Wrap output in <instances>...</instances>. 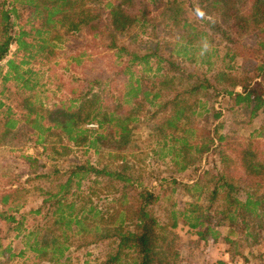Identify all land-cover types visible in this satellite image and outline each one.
<instances>
[{
	"label": "trees",
	"instance_id": "obj_1",
	"mask_svg": "<svg viewBox=\"0 0 264 264\" xmlns=\"http://www.w3.org/2000/svg\"><path fill=\"white\" fill-rule=\"evenodd\" d=\"M151 26H162L165 37L155 34V41L144 47L141 38ZM81 31L113 51L114 75L78 78L85 86L52 104L33 99L38 83L29 85L26 76L35 73L23 65L38 56L51 60L69 34ZM127 37L131 41H124ZM13 45L23 59L8 60L2 79L22 86L15 92L3 89L0 95L17 96L19 112L11 106L0 111V145L26 129L38 144L53 135L76 147L122 157L148 112L156 119L151 127L156 144L167 148L165 156L176 172L199 173L206 157L215 160L192 182L160 178L156 186L127 173L124 157L115 168L76 164L62 173L64 180L57 178L51 189L43 190V205L30 211L46 220L24 235L35 254L32 264L67 262L76 243L77 248L107 245L98 264H180L178 227H187L204 242H224L231 260L264 264V0H0V62ZM209 47L217 59L234 63L229 71L208 77L190 67L197 61L196 51L207 53ZM220 48L226 51L222 57ZM212 55L201 63H216H211ZM80 56L73 57L78 64ZM29 91L35 95L26 96ZM213 91L228 99V111L248 118L246 125L253 130L247 137L220 132L225 114L210 106ZM5 106L0 97V109ZM199 116L203 119L195 120ZM152 154L158 151L154 148ZM85 181L108 189L107 210L84 194ZM15 192L4 193L2 203ZM176 192L187 198L171 201ZM163 200L170 205L161 209ZM13 209H0V220L15 224L20 236L26 219L10 215ZM7 252L6 260H12L11 246L0 254Z\"/></svg>",
	"mask_w": 264,
	"mask_h": 264
},
{
	"label": "rangeland",
	"instance_id": "obj_2",
	"mask_svg": "<svg viewBox=\"0 0 264 264\" xmlns=\"http://www.w3.org/2000/svg\"><path fill=\"white\" fill-rule=\"evenodd\" d=\"M159 12L157 11V13ZM26 15H24L22 23L26 22ZM159 28H161V31H159ZM162 29V26L149 27L147 34L141 38L143 46L147 47L150 41H155L152 38L155 34L160 38L165 37L166 30ZM126 40L131 41L129 37L124 39V41ZM15 49L16 46L13 45L8 56L0 62V91L11 89L15 92L17 87L22 86L21 83H17L13 79L6 83L2 79V76L9 71L8 60L13 59L19 63L23 59V53L16 55ZM57 49H59L57 55L51 60H47L46 55L38 56L31 61V64L23 65V70L32 69L35 73L26 76V79H29V85L38 83L37 96H34V91L27 92L26 96L33 95V99L38 98L47 104H52L71 95L72 89L85 86L82 81H77L78 78L91 79L96 75L102 77L114 75L116 67L112 57L113 51L107 50L105 43L98 39H92L90 35L83 31L69 34L67 41L61 48ZM207 49L209 50L207 53L201 50L196 51L194 55L197 61L190 67L206 74L208 77L215 75L219 70L229 71L234 63L229 58H225V60L217 59L214 54L212 55L213 50L210 47ZM225 52L224 49L220 48L219 55L222 57ZM77 54L82 55L79 57L82 61L80 64L74 61L73 58ZM206 54L207 56L212 55L211 63L214 61L216 63L210 66L202 64L201 61L207 58V56L205 57ZM192 55L190 52L185 57L190 58ZM237 62V65H239L240 60H237ZM233 71H238V68ZM6 95H0L2 101L6 103V106L0 111L4 112L8 106H11L14 111L19 112L17 107L20 104V99L17 96L13 100L6 99ZM15 98L18 100H15ZM209 104L216 109H223L226 121L224 127L220 130L221 133L247 137L252 132L253 127L246 125L248 119L246 116L244 117L237 111L227 110L229 101L224 96L216 97L215 91L211 92ZM197 109L201 110L202 108L198 107ZM144 113L145 111H142V115ZM2 115H0L1 122H3ZM142 117L144 118L134 130L132 148L121 153L128 163L125 167L127 173L133 174L136 179H141L145 184L156 186L160 178L176 177L182 182H192L203 169L213 167L215 160L214 156L210 155L202 161L199 173L197 171L196 173L192 172V170L176 172L169 156H165L168 153L167 148L160 149L161 146L159 147L156 144L157 136L151 129L156 119L148 112ZM201 119H203V116H199L195 120L199 121ZM258 123L259 121H255L256 125ZM216 124L213 123L210 126L214 128ZM0 131H3L1 123ZM9 141L4 145H0V209L15 208L9 214L14 215L17 220L24 216L26 221L25 226L21 229V235L17 236L18 231L13 230L15 224L0 220V245H2L0 251L11 246L12 252L15 254L12 260L9 261L6 260L8 252L0 254V264H32L35 254L29 249L24 235L28 234L29 230L35 229L36 225L41 226L46 221L42 215L38 216L30 212L32 209H38L43 205V199L45 198L42 194L43 190L51 189L57 178L64 180L66 176H61L62 173L68 172L78 163L88 162L97 167L108 164L111 168H115V166L122 163L123 158L113 152H110V154L109 150L95 153L93 150H87L84 147H76L72 143H67L66 140L60 141L58 137L53 135L47 138L45 144H38L36 143V136L27 133L26 129H21L15 133ZM65 146H68L71 151L66 150ZM154 148L158 151L157 155L152 154ZM56 171H58L57 174ZM89 186H92V188L89 189ZM82 189L85 195L90 193L92 200L99 204L101 208L104 210L109 208L111 194H107L108 189L104 188L103 184L92 185L90 181H85ZM12 190H17V192L13 193L8 203L4 205L2 203L3 194L9 191L13 192ZM171 198L173 202L180 200L179 203H182L187 196H182L179 192H176ZM161 204V209H163L169 206L170 202L163 200ZM18 207L19 210H16ZM161 209L157 210L160 215ZM176 233L178 235L177 246L181 252L180 264H215L218 261H223L226 264H255L256 262V260L251 259V261L245 263L240 257L231 260L227 252L228 245L224 242L201 241L196 235L189 232L187 227H178ZM29 242L32 243V240ZM76 245L77 243L69 252L70 260L66 262L63 258L57 264H85L86 262L98 264L105 258L108 250L107 245L104 244L86 245L81 248H77ZM259 248L262 249L260 246L255 249L258 250ZM255 249L248 251H254ZM20 251H25L23 256H19ZM41 264L50 263L43 262Z\"/></svg>",
	"mask_w": 264,
	"mask_h": 264
},
{
	"label": "built area",
	"instance_id": "obj_3",
	"mask_svg": "<svg viewBox=\"0 0 264 264\" xmlns=\"http://www.w3.org/2000/svg\"><path fill=\"white\" fill-rule=\"evenodd\" d=\"M89 128H97V125L96 124H89L87 125Z\"/></svg>",
	"mask_w": 264,
	"mask_h": 264
}]
</instances>
